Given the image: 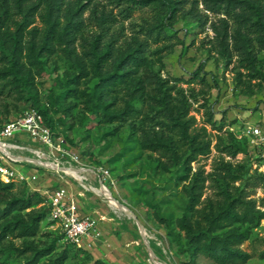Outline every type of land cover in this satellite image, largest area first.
<instances>
[{
    "label": "rangeland",
    "instance_id": "374dc122",
    "mask_svg": "<svg viewBox=\"0 0 264 264\" xmlns=\"http://www.w3.org/2000/svg\"><path fill=\"white\" fill-rule=\"evenodd\" d=\"M7 2L15 20L26 18L24 47L32 40L39 46L46 28L41 15L45 0ZM176 2V20L169 24L166 9L156 14L131 0H61L57 30L70 26V53L62 50L66 45L61 42L51 52L40 51L36 62L23 58L39 103L52 119L56 141L73 150L83 165L108 170L112 183H106L107 191L131 217L112 209L106 198L79 181L67 178L66 185L50 174L46 179L43 168L24 163L12 165L35 174L36 180L15 183L14 195L44 184L68 188L100 232L85 250L105 264H221L202 252L193 253L177 225L184 215L191 221L197 218L187 208L195 178L204 179L197 208L225 188L230 198L241 194L264 212V157L250 141V127L264 133V26L257 18L259 11L264 22V0H242L230 10L221 0ZM161 20L166 37L155 41L143 28ZM32 28H37L33 37L28 33ZM104 50H109V58L103 74L113 73L131 51L145 61L136 69L122 63L116 72L129 69L125 82L99 99L91 60ZM244 57L252 58L251 68L243 65ZM76 60L88 71L79 79H73ZM5 64L0 53V69ZM2 84L0 80V128L32 103L24 91ZM126 102L137 110L136 117L108 120L103 115L105 105L120 109ZM153 138L162 139V149L145 145ZM22 140L35 145L28 137ZM199 149L204 153L198 154ZM87 178L81 183L99 186L97 178ZM136 220L147 232L139 231ZM237 225L246 226L232 224ZM54 231L46 219L34 237L6 236L0 242V264H22L31 254L24 246L32 242L41 248ZM57 244V249L65 245L63 240ZM239 248L249 258L233 264H264L259 256L264 217Z\"/></svg>",
    "mask_w": 264,
    "mask_h": 264
},
{
    "label": "trees",
    "instance_id": "16d2710c",
    "mask_svg": "<svg viewBox=\"0 0 264 264\" xmlns=\"http://www.w3.org/2000/svg\"><path fill=\"white\" fill-rule=\"evenodd\" d=\"M221 1L227 9L242 3V0ZM45 2L46 8L41 14L46 25L42 42L38 46L32 40L24 47L25 16L22 21L15 20V14L10 10L7 0H0V53L6 62L5 66L0 69V80L3 81L2 87L11 84L13 87L24 91L32 102L30 107L40 111L45 124L49 126L55 135L52 119L48 115L47 108L39 103L38 94L34 91L33 78L29 71H26L23 60V58H27L31 63L36 62L38 61L37 54L42 53L40 51L51 52L56 44H61V42L66 45L62 50L67 51L68 54L70 53L68 43L72 39L69 37L67 30L70 26L61 30L60 33L57 30L59 25L57 12L60 10L61 0H45ZM131 3H137L144 7L149 6L156 14L160 10L166 9L165 18L168 19L169 24L176 20L178 9L176 0H131ZM257 18L259 23L264 26V22L260 20L262 15L259 11L257 12ZM11 25L15 27L13 31L10 30ZM160 25H162V20L158 24L143 28L144 33L153 37L155 41L163 39L166 34L162 31ZM74 28H76V24ZM36 31L37 28H32L28 33L33 37L36 35ZM108 56L109 50H104L101 54L94 53L91 60V70L99 81V99L109 95L108 93L115 92L117 87L125 82L129 69L120 73L116 72L122 63L125 62L132 69H136L142 66L145 61L144 56L135 55V52L131 51L120 59L113 73L103 74L102 71L108 62ZM243 60L245 61L243 65L247 69L252 67V58L244 57ZM75 63L78 73L73 79L88 75L82 60H76ZM68 91V89L65 90V93H68ZM112 104L114 105V102ZM103 108V115L108 120H126L136 117L138 113L129 102H126L120 109L108 108L107 105ZM182 134L185 137V132H182ZM145 145L153 149H162L163 142L162 139L153 138ZM201 153L204 152L199 149L198 154ZM15 185L13 182L3 183L0 180V203H2L0 207V242L6 236L34 237L39 231L41 222L46 219L49 225H52L49 217L50 208L44 203L43 196L36 190H29L25 194L15 196ZM203 185L204 179L202 181L200 178H195L188 189L187 208L197 213V218L191 221L184 215L177 220L178 227L184 231L189 249L193 253L202 252L221 264L245 262L249 255L242 251L239 245L250 237L251 229L260 223V220L264 217V212L256 209L252 202L241 194L230 198L228 190L225 188L218 190L217 198L207 199L201 208H197L200 203ZM21 212L25 213L21 215ZM10 215H13V219L6 220L5 218ZM234 223L246 224V226H232ZM54 232V236L41 248L32 245V242L24 246V248L31 251V254L22 264H105L100 259H92L85 249L75 247L65 240L58 231L55 230ZM44 233L47 235V232ZM61 240L64 241L65 245L61 249H57V243ZM259 256L264 258V249L260 251ZM42 258H46V260L41 262Z\"/></svg>",
    "mask_w": 264,
    "mask_h": 264
},
{
    "label": "built area",
    "instance_id": "2783aa9c",
    "mask_svg": "<svg viewBox=\"0 0 264 264\" xmlns=\"http://www.w3.org/2000/svg\"><path fill=\"white\" fill-rule=\"evenodd\" d=\"M251 143L264 157V133L259 127H250ZM23 137H28L35 146L25 144ZM13 140L15 142H13ZM57 142L55 135L45 124L40 111L29 107L15 119L4 124L0 129V180L3 183H27L36 180L33 173H24L13 167L14 163H24L43 168L53 173L66 185L67 178L79 181L74 175L65 173L64 169L73 168L80 173V182L87 181V176L97 178L99 187L106 190V183H112L108 170H94L83 165L78 155ZM27 154H24L26 153ZM52 164V165H50ZM55 165V166H53ZM66 180V181H65ZM38 191L50 208L51 227L62 234L64 239L77 248L86 249L100 235L94 217L85 213L72 192L63 186H54ZM109 191V190H108Z\"/></svg>",
    "mask_w": 264,
    "mask_h": 264
},
{
    "label": "bare ground",
    "instance_id": "6f19581e",
    "mask_svg": "<svg viewBox=\"0 0 264 264\" xmlns=\"http://www.w3.org/2000/svg\"><path fill=\"white\" fill-rule=\"evenodd\" d=\"M50 165H52V164H50ZM53 166H55V165H53ZM75 170H76V169H75ZM75 170H74L73 168H67V169H64L65 173H69V174L74 175V176L79 180V182H80L81 179H82V177H80V176L76 173ZM79 174H80V173H79ZM80 185H81L83 188H89V189H91V190L97 192L100 196L106 198L108 204H109V205L111 206V208L114 209L115 211H117V212H119V213H121V214H125V215L128 216V217H131V214L129 213V211H128L125 207L121 206L120 204L114 202V201L111 199L109 192H108L105 188H103V187H99V186H98L97 188L92 187V186H86V185L82 184L81 182H80ZM137 228L139 229V231H140L141 233H142V230L146 231L145 228H143L141 225H138V224H137ZM146 232H147V231H146ZM142 234H143V233H142Z\"/></svg>",
    "mask_w": 264,
    "mask_h": 264
},
{
    "label": "crops",
    "instance_id": "0c3cea01",
    "mask_svg": "<svg viewBox=\"0 0 264 264\" xmlns=\"http://www.w3.org/2000/svg\"><path fill=\"white\" fill-rule=\"evenodd\" d=\"M32 146H35V145H32ZM24 154H27V152L26 153H24ZM48 174H50V175H52L53 177H55V178H57L53 173H49V172H47V171H45L44 172V176L46 177V179L48 178ZM58 180V179H57ZM59 181V180H58ZM66 181V180H65ZM57 181H55L54 183H56ZM54 185V184H53ZM46 186V184H44L42 187L43 188H41V189H38V188H35V189H38L39 191H43L44 189H47V188H51L50 186H47V187H45ZM52 187H54V186H52Z\"/></svg>",
    "mask_w": 264,
    "mask_h": 264
},
{
    "label": "water",
    "instance_id": "95a60500",
    "mask_svg": "<svg viewBox=\"0 0 264 264\" xmlns=\"http://www.w3.org/2000/svg\"><path fill=\"white\" fill-rule=\"evenodd\" d=\"M114 198L112 197V200H113ZM115 200V199H114ZM133 216V215H132ZM136 223L138 224V225H140L139 223H138V221L136 220ZM143 236V235H142ZM144 237V236H143Z\"/></svg>",
    "mask_w": 264,
    "mask_h": 264
}]
</instances>
